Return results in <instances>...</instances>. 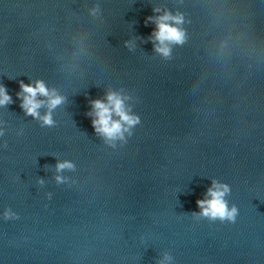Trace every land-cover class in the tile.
<instances>
[{"label": "water", "instance_id": "1", "mask_svg": "<svg viewBox=\"0 0 264 264\" xmlns=\"http://www.w3.org/2000/svg\"><path fill=\"white\" fill-rule=\"evenodd\" d=\"M37 80L65 98L54 127L20 107ZM0 85V264H264V0H0ZM110 90L141 117L115 148L86 114ZM213 180L235 223L192 215Z\"/></svg>", "mask_w": 264, "mask_h": 264}, {"label": "clouds", "instance_id": "2", "mask_svg": "<svg viewBox=\"0 0 264 264\" xmlns=\"http://www.w3.org/2000/svg\"><path fill=\"white\" fill-rule=\"evenodd\" d=\"M98 11V8L93 9L92 12ZM154 12H160L159 8L153 9ZM153 23V29L149 39L153 41L154 50L165 59L171 57L172 45H183L186 42L185 31L179 27L184 23L182 14L177 13L173 15L169 11H164L162 15L155 17H147L145 23ZM126 47L131 50L134 43L130 41L125 42ZM20 91L17 92V97L20 98V107L25 115L31 116L41 122V127H54L55 120L53 119V111L65 102V98L57 93L55 89H49L44 81L37 80L35 84L19 82ZM43 97L45 99H40ZM127 95L122 92L108 91L104 99H93L89 101L91 110L86 114L91 119V124L94 131L104 138L105 142L111 147L115 148L116 141L127 143V139L133 136V129L141 124V117L134 114L131 107L126 104L129 99ZM12 97L8 94L4 85H0V106H7L12 103ZM41 108L46 111L42 115ZM127 133V137L125 136ZM4 133L0 130V136ZM74 164L69 161L57 162L56 170L61 172L64 169H74ZM58 184L64 183L66 178L60 175L55 177ZM43 184V180L39 181ZM231 187L227 183H222L217 180L212 181V186L208 188L205 199H197L196 204L200 211L193 212L194 217H205L210 221L219 220L221 223L229 222L235 223L239 210L235 204L229 207V202L226 196L230 195ZM49 199L51 194L49 193ZM18 215L10 209L4 213V219H18ZM165 260L172 258L165 254Z\"/></svg>", "mask_w": 264, "mask_h": 264}]
</instances>
